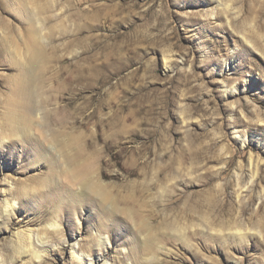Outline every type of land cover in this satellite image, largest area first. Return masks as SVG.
Listing matches in <instances>:
<instances>
[{
    "label": "rangeland",
    "instance_id": "1",
    "mask_svg": "<svg viewBox=\"0 0 264 264\" xmlns=\"http://www.w3.org/2000/svg\"><path fill=\"white\" fill-rule=\"evenodd\" d=\"M10 122L0 264H79L72 245L86 264H264V0H0ZM69 168L109 200L70 202Z\"/></svg>",
    "mask_w": 264,
    "mask_h": 264
},
{
    "label": "bare ground",
    "instance_id": "2",
    "mask_svg": "<svg viewBox=\"0 0 264 264\" xmlns=\"http://www.w3.org/2000/svg\"><path fill=\"white\" fill-rule=\"evenodd\" d=\"M217 2V1H216ZM38 34V33H37ZM38 36V35H37ZM36 36V37H37ZM35 37V36H34ZM31 42V41H30ZM34 42V41H33ZM33 42H31V44H30V46H28L27 47V49H26V54H28V56H31L32 58H33V60H41V56H42V54H41V50L37 47V43H36V45H34L33 44ZM16 52H14V54H15ZM17 54V53H16ZM15 54V55H16ZM26 56V55H25ZM28 58V57H27ZM35 58V59H34ZM18 60V59H17ZM25 60V59H24ZM28 59H26V61H27ZM30 61H32V60H30ZM18 62L20 63V64H22V66H23V71H26V70H28V69H26L25 68V66H24V63H23V60H21V59H19L18 60ZM34 62V61H33ZM26 64H27V62H26ZM39 66V65H38ZM36 69V68H35ZM34 70V69H33ZM29 71H30V69H29ZM27 74H28V71L26 72ZM26 73H25V75H26ZM23 74V73H22ZM26 76H28V75H26ZM27 78V77H26ZM28 82V81H27ZM19 85L20 86H25V87H27V84H26V82H25V79H23L22 80V82H21V84L19 83ZM18 91L19 92H21V87L18 89ZM24 91V90H23ZM23 96H24V94H23ZM20 98V100H19V102L20 103H22L23 102V98L21 99V97H19ZM18 119V118H17ZM16 119V120H17ZM16 120H14V121H16ZM26 121V120H25ZM23 122V127H24V123H26V122ZM22 123V122H21ZM18 125H17V122H10L9 124L7 123V125H6V127L3 129V128H1L0 129V131H1V135H0V153L1 152H3L6 148H7V146L9 145V144H13V146H15V147H17V146H19L21 143L19 142V139H20V137H22V135L24 134V129H18V127H17ZM29 129V128H28ZM27 133L25 132V135H26ZM28 134L29 135H31L32 133H30V132H28ZM44 134H46L47 135V132H45ZM49 136H50V134H48ZM51 135H52V133H51ZM33 136V135H32ZM29 137V136H28ZM48 137V136H47ZM52 138V137H51ZM49 139V138H48ZM20 143V144H19ZM9 147V146H8ZM14 147V148H15ZM11 148V147H10ZM23 148V147H22ZM16 149H14V151H15ZM7 151V150H6ZM4 153V152H3ZM85 168V167H84ZM75 170V168L73 169V168H69V170H68V172L69 173H71V177H72V179H73V181L74 182H76V181H78V187H77V189L75 190V191H69V190H67V191H65V197L68 199L69 198V201L70 202H73V201H75V200H77V201H83V200H85V199H83L82 200V197H83V195L84 194H87V195H89V196H98V198L100 197V199L102 200V202L103 201H106V200H109V197H108V195L106 194V192L108 193V191L106 190V192H105V187L106 186H104V184L98 179V178H96V180H94L93 182H91V181H89V176H90V169H88V168H86L85 170H78V172L77 171H74ZM89 177V178H88ZM253 178H254V176H250V181L252 182V180H253ZM47 183H43L40 187H38V190H40V193H39V195H38V197L37 196H35V197H32L31 198V200L33 201V202H40V201H42L43 199H45V198H47V196L50 194H52V193H54L53 192V189H58L59 188V184H60V182H59V180H58V178L57 179H54L53 181H46ZM84 182V183H83ZM88 182V183H87ZM80 183H83V184H80ZM74 184V183H73ZM74 186V185H73ZM88 187V188H86V187ZM67 189V188H66ZM87 189V190H86ZM59 190H61V189H59ZM28 191L29 192H34L35 190H34V187L33 186H30L29 188H28ZM58 191V190H57ZM57 194V193H56ZM54 195V194H53ZM55 196V195H54ZM86 196V195H85ZM29 199V197L26 195V199ZM95 198V197H94ZM63 201V200H62ZM21 202V201H20ZM4 203H5V205H4V207H5V213L6 212H8L9 210L11 211V209L12 210H14L15 209V207H16V204L18 203L17 202V198H10V199H8V198H6L5 200H4ZM76 204H77V202H75ZM81 204V203H80ZM69 205V204H68ZM70 206H72V205H70ZM72 207H74L75 208V206H72ZM58 210H59V208H58ZM64 211H65V209H63ZM61 212V211H60ZM58 213V212H57ZM111 221L112 220H110V221H108V222H106V220H104V224H106L105 225V227H107L108 225H110L109 223H111ZM113 222V221H112ZM235 234L236 235H238V236H241L242 234H241V232H240V230H238L237 232H235ZM257 234L261 237L262 235H261V233L260 232H257ZM18 238H19V241H21L23 244L24 243H26L28 246H31V248L29 249V252H31V254L32 255H34L35 257H38V256H40V254L41 253H43V248H42V246H43V243H42V241L38 238V237H36V238H34V237H31V236H29L28 235V237H26V236H24V235H22L21 233L18 235ZM107 237L105 236V239L104 240H102L101 242L100 241H98V242H100L101 244H105V242H106V239ZM99 243V244H100ZM24 246V245H23ZM70 249H71V251H72V253H73V255L74 256H76L77 257V262L79 263V264H86V262H92V260L90 259V257L88 256V255H86L85 253H83L82 251H80L79 249H77V248H75V246L74 245H72L71 247H70ZM26 252V251H25ZM39 258V257H38Z\"/></svg>",
    "mask_w": 264,
    "mask_h": 264
}]
</instances>
